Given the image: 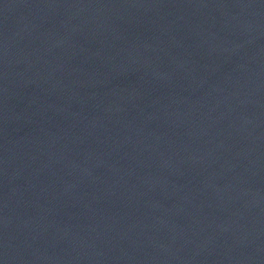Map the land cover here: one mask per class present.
Masks as SVG:
<instances>
[{"label": "water", "instance_id": "obj_1", "mask_svg": "<svg viewBox=\"0 0 264 264\" xmlns=\"http://www.w3.org/2000/svg\"><path fill=\"white\" fill-rule=\"evenodd\" d=\"M0 264H264V0H0Z\"/></svg>", "mask_w": 264, "mask_h": 264}]
</instances>
